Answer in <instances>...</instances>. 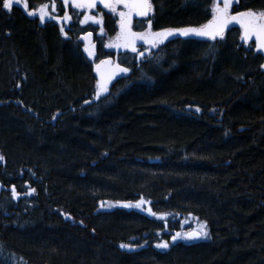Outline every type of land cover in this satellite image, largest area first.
I'll return each instance as SVG.
<instances>
[{
	"label": "trees",
	"instance_id": "16d2710c",
	"mask_svg": "<svg viewBox=\"0 0 264 264\" xmlns=\"http://www.w3.org/2000/svg\"><path fill=\"white\" fill-rule=\"evenodd\" d=\"M151 2L136 29L214 16L213 0ZM55 6L0 8V264H264L263 55L238 26L176 38L120 55L128 74L95 99L79 35L113 56L117 14Z\"/></svg>",
	"mask_w": 264,
	"mask_h": 264
},
{
	"label": "water",
	"instance_id": "95a60500",
	"mask_svg": "<svg viewBox=\"0 0 264 264\" xmlns=\"http://www.w3.org/2000/svg\"><path fill=\"white\" fill-rule=\"evenodd\" d=\"M68 1L73 2V0H68ZM80 2L81 0H76V3H80ZM111 2L112 0H108V3L110 5H111ZM132 2L133 0H130L129 4H131ZM96 5L105 6L104 3L101 2V0H95V6ZM80 8L85 9V8H92V7L84 6ZM133 10L134 11L131 14L125 16L124 19L120 17L119 36L113 42V44H115V47L113 48L115 55L112 59H105V60H100L98 62H95V58H96L95 50H93L92 48V45L95 42L94 32L92 30H89L79 35V41L82 44H84L85 49H88V51L86 52L89 54L90 59L95 62L93 68H94V75L98 83V87H97L98 90H99V86L102 85L106 87L108 91L114 80L122 76H126L128 74L129 71L127 73H120L118 69L116 68L117 65H119L121 68H127L125 65L120 63V60H119L120 54H123L125 52H134L133 49L137 51L139 46H151V49H153L155 48V44L153 43V41L164 43L169 40L176 39V38H188V37H193V38H197L201 40L211 39L209 37H197L191 34L189 36H182L179 34V32H175L173 35L168 36L167 38L163 39L161 42L160 38L155 36L156 33L161 32L164 29H182V28H190V27L200 28L202 26H209V30H211V29H215L218 25V21L214 18L215 17L214 15L213 18L204 25H186V26H180V27H165V28H160L156 30H148L146 33H143L142 31H137L132 28V22L134 19L144 17V16L137 15L136 10L135 9ZM240 12H247V11H239V12H234L232 14H228L229 23L224 27L221 35H223L231 27L239 26L242 31L241 32L242 40L254 42L255 48L264 55V48L260 47V44L257 41V36L255 33H252L247 38H245L246 28L251 29L255 27V23L252 22L253 16H237V13H240ZM232 16H236V19L235 20L231 19ZM125 20H130V24L125 26ZM129 29H130V32H129ZM131 33H136L140 35L134 36ZM141 36L143 37V39L141 38ZM217 37H221V36L218 35ZM261 40L264 41V37H261ZM102 61H106L107 63H101ZM104 93L106 92H101L100 95ZM95 99H97L96 96H95ZM188 233H201V232L194 229V230L189 231ZM200 238H201V235L198 238H193L191 240H199Z\"/></svg>",
	"mask_w": 264,
	"mask_h": 264
},
{
	"label": "snow or ice",
	"instance_id": "6c2138e0",
	"mask_svg": "<svg viewBox=\"0 0 264 264\" xmlns=\"http://www.w3.org/2000/svg\"><path fill=\"white\" fill-rule=\"evenodd\" d=\"M102 3H104L105 7H110L111 5L108 3V0H101ZM117 3L124 2L126 7H129L130 9H135L137 12V15L139 16H147L148 13L152 9V5L150 0H133L131 4L128 3V0H116ZM21 3V0H0V8L2 10H7L8 12H11L12 8L14 5H19ZM68 0H64V4L67 5ZM73 3L75 4L76 7H94L95 6V0H81L80 3H76V0H73ZM233 3V0H224L223 7H219L218 0H213V12L215 14V19L218 21V25L215 29L209 30V26H202L200 28H195V27H190V28H182V29H164L161 32H158L155 34V36L160 38V41L162 42L163 39L167 38L168 36L173 35L175 32H179L180 35L182 36H189L195 35L197 37H209L211 39H215L218 35L222 37V32L224 27L229 23V17H228V12L230 9V5ZM48 4L42 5L39 7L37 10L35 7L33 9L28 8L27 2L24 3V8L27 11V14L29 16H35L37 13H39V18L41 22H45V17H48L50 19H57L58 17L51 16L50 13L48 12ZM51 7L52 11H56V6H55V0H51ZM114 10V9H113ZM122 19L125 18L124 13H120ZM237 16H253L257 17V19H264V13H254L252 10H249L247 12H240L237 13ZM65 19H70V17L67 16V13H65ZM88 19H93L94 22L99 23V21H95L94 17H89ZM231 19L235 20L236 16H232ZM130 24V20H125V26ZM148 26L151 28V20L148 21ZM63 31V28L61 29ZM130 32V29H129ZM252 33H255L257 36V41L260 44V47L264 48V41L261 40V37H264V24L262 23H257L254 28L248 29L246 28V36L247 38L249 35ZM134 36H139L140 34L136 33H131ZM90 35V34H89ZM143 39V37L141 36ZM156 41H153L155 44ZM135 51V49H133ZM85 51H88V49H85ZM91 54V53H90ZM101 63H107L106 61H102ZM118 71L120 73H127L129 69L127 68H121L119 65L116 66ZM101 92H107V88L104 86H99V90L97 91L96 98H100ZM85 103H88V101H85ZM199 111V109H197ZM4 157L0 156V161H3ZM32 191H35L34 189ZM13 193L15 194V189L13 188ZM143 203V201L139 202L136 206L139 207L140 204ZM125 206H131V205H125ZM151 212V210L149 209ZM155 215V213H152ZM201 235V233H186L185 238L187 239H193V238H198ZM203 236H207V232L202 233ZM180 236L179 233H177L176 236H173L172 239L175 241L177 237ZM122 248H130L129 245L122 244ZM157 247L159 248H167L168 244L167 242L158 244Z\"/></svg>",
	"mask_w": 264,
	"mask_h": 264
},
{
	"label": "flooded vegetation",
	"instance_id": "af4514ba",
	"mask_svg": "<svg viewBox=\"0 0 264 264\" xmlns=\"http://www.w3.org/2000/svg\"><path fill=\"white\" fill-rule=\"evenodd\" d=\"M128 3H129V0H128ZM73 4V3H71ZM70 5V4H69ZM111 11H114L118 16H117V21L119 20V17H120V13H124L125 15L129 14L130 12H132V10L129 8V7H126L125 6V3L124 2H120V3H117L116 0H112V7L110 8ZM114 9V10H113ZM95 10H98V8H95L93 11ZM257 14L259 13H264V12H255ZM142 20V19H141ZM137 21H140V20H137ZM136 21V22H137ZM253 22L255 23V25L257 23H262L264 24V19H257V17H253ZM148 29V28H146ZM144 29V30H146ZM147 48V47H146ZM149 50V48H147Z\"/></svg>",
	"mask_w": 264,
	"mask_h": 264
},
{
	"label": "rangeland",
	"instance_id": "374dc122",
	"mask_svg": "<svg viewBox=\"0 0 264 264\" xmlns=\"http://www.w3.org/2000/svg\"><path fill=\"white\" fill-rule=\"evenodd\" d=\"M109 41V40H108ZM108 42L106 43V46H107Z\"/></svg>",
	"mask_w": 264,
	"mask_h": 264
}]
</instances>
